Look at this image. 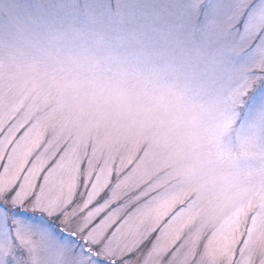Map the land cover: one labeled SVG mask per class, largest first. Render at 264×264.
Here are the masks:
<instances>
[{
    "label": "snow or ice",
    "instance_id": "obj_1",
    "mask_svg": "<svg viewBox=\"0 0 264 264\" xmlns=\"http://www.w3.org/2000/svg\"><path fill=\"white\" fill-rule=\"evenodd\" d=\"M0 264H264V0H0Z\"/></svg>",
    "mask_w": 264,
    "mask_h": 264
}]
</instances>
